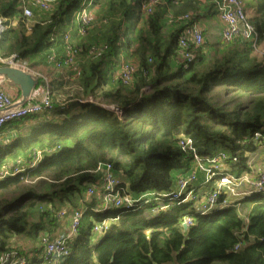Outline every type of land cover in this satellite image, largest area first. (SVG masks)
Instances as JSON below:
<instances>
[{
	"label": "trees",
	"instance_id": "trees-1",
	"mask_svg": "<svg viewBox=\"0 0 264 264\" xmlns=\"http://www.w3.org/2000/svg\"><path fill=\"white\" fill-rule=\"evenodd\" d=\"M83 1L57 0L48 17L26 20L19 0H0L6 27L0 56L31 66L48 63L51 53L63 51V30ZM144 2L112 0L106 7L101 41L79 52L86 57L94 51L77 67L81 98L65 99L60 109L54 100L53 110L12 122L13 133L0 142V166L17 158L28 165L43 150L35 167L0 181V255L14 251L25 264H264L263 192L208 215L192 210L186 231L183 211L193 203L161 197L188 167L181 140L189 139L200 157L223 152L237 158L231 163L240 171L263 146L264 0H252L246 17L257 34L256 50L241 41H203L192 63L177 49L181 23H169L167 15H196L200 2L165 0L151 14L140 11ZM102 4L93 0L89 14ZM128 61L136 72L124 85L118 71ZM107 164L135 199L131 208L100 212L95 201L89 203L66 256L45 261L44 248L23 256L13 246L15 237L38 245L57 237L58 220L49 210L74 204L88 186L100 184V168ZM161 207L166 209L152 212ZM104 219L115 221L93 234V225Z\"/></svg>",
	"mask_w": 264,
	"mask_h": 264
},
{
	"label": "built area",
	"instance_id": "built-area-1",
	"mask_svg": "<svg viewBox=\"0 0 264 264\" xmlns=\"http://www.w3.org/2000/svg\"><path fill=\"white\" fill-rule=\"evenodd\" d=\"M57 0H19L23 19L32 18L30 5L46 13L51 10ZM93 0H84L81 6L72 14V20L65 27L62 33L63 51L61 55L51 53L47 59L48 63L60 71L62 69H76L83 64L94 51L91 50L88 56L82 60L79 59V52L72 45L74 34L83 35L84 28L91 21L89 8ZM201 2H210L217 12L218 18L223 24L221 31V40L225 43L241 41L249 43L253 49H257V34L254 27L247 21L245 15V5L243 0H198ZM165 0H146L141 6L140 11L145 14H151L155 6L163 4ZM169 23H181L182 29L177 37V49L181 58L187 63L195 60L194 50L203 44V31L198 26L191 14L175 16L171 12L167 15ZM4 20L0 19V33L5 30ZM264 55V49L261 50ZM0 64L11 68L19 69L43 79V88L40 96L34 100L33 97L21 106H13L14 100L9 94L4 92L0 86V132L9 124L15 121L25 119L29 116L39 115L45 111L54 109L53 101L57 103V109H60L65 98L58 97L51 89L50 82L36 72L27 62L18 59L16 56L3 58L0 56ZM136 72V65L133 62H124L118 71V78L124 85H130ZM80 91V88H77ZM259 134H254L257 140ZM182 152L189 158L188 167L180 172L173 186L171 193L163 194L161 197L168 202H174L177 205L195 203L197 208L195 213L199 215H208L215 211L228 207L229 197L244 195L241 193L244 187H253L261 190L264 188V168L258 174L251 176L241 175L233 176L228 171V164L236 162L237 158L229 157L223 152H218L212 157H200L189 139L179 142ZM43 150H37L33 156V161L28 165L23 164L20 158H17L11 164L4 163L0 166V181L7 177H14L24 173L27 169L33 168L40 161ZM102 172L101 183L91 185L86 188L83 195L74 203L67 204L61 209H50V214L57 220L70 217V235L64 239L45 238L43 240V254L45 261L53 257L66 256L69 252L67 241L76 235L80 219L92 201H95L94 211H106L108 209H128L133 206L135 199L126 194L121 188L119 177L113 172L111 165L107 164L100 168ZM200 175L203 176L204 184H212L209 193L196 194L195 183ZM237 203V202H236ZM164 210L166 207L155 208L152 212ZM113 219H104L95 223L91 232L95 235L105 233ZM187 228L192 225V217L184 215L181 220V226ZM14 251H7L0 255V264L12 262L14 264H24L22 259L16 258Z\"/></svg>",
	"mask_w": 264,
	"mask_h": 264
},
{
	"label": "rangeland",
	"instance_id": "rangeland-1",
	"mask_svg": "<svg viewBox=\"0 0 264 264\" xmlns=\"http://www.w3.org/2000/svg\"><path fill=\"white\" fill-rule=\"evenodd\" d=\"M112 0H100V4H102L101 8L96 12V10L94 11V16H95V21L94 23L89 27L87 32H84L83 35H78L76 37H73L72 39V45L74 48H76L78 51H81V49L85 46H95L98 45L99 42L101 41V34H102V24H100V20L102 18H100L102 15H106L107 12L106 11V7L109 6V3ZM248 3H250V0H248ZM246 8V6H245ZM33 9V7L31 8ZM245 11V15L246 17L248 16V10H244ZM105 12V13H104ZM214 12L216 13L215 15H217L216 10L214 9ZM44 14V17H48V15L46 13H42ZM34 16V12L32 10V18L33 19ZM218 16V15H217ZM29 23V22H28ZM30 24V23H29ZM203 40L205 42L204 36H203ZM214 41V40H213ZM222 42V41H221ZM209 45L213 46L215 45V43H208ZM83 52V49H82ZM83 55L79 54L78 60L79 59H83ZM129 58V57H128ZM129 59H132V57H130ZM81 68V67H80ZM79 70L81 71V69H67V70H60L58 71L59 75H64L65 76V81H62L61 85H64V92H68V96L65 98L66 100L68 98H70L71 96L78 98H81V92L77 89L78 85H79ZM37 72V71H36ZM75 75L78 77H75ZM115 76H117L115 74ZM69 78V79H68ZM37 81V87L39 86V79L35 78ZM64 83V84H63ZM62 88V87H61ZM106 89H109L106 87ZM42 114V113H41ZM23 120V119H22ZM11 124L7 125L6 127L10 126ZM4 130V129H3ZM8 133H13L12 127H9L7 130H5L3 132V134L0 135V142L9 135ZM250 142H252V139L249 140ZM264 143V142H263ZM263 146L259 148V150L257 151V154H254V156H252L250 163L248 164V169L247 170H238L237 167L232 166L234 163H229L228 164V171L230 172V174H232L235 177L241 176V175H247V176H251L253 177V175L258 174L259 171H262L264 168V144H262ZM257 155V156H256ZM13 162L12 159L8 160V164H11ZM212 184H204L203 183V176L200 175L198 181L195 183V188H196V194H201V193H209L212 189ZM241 193H244V195H238V196H230L229 197V202L230 204H234V203H240L242 202L246 197L250 196L251 194L254 193H258V192H263L264 193V188H262L261 190L257 189V188H253V187H244L242 189V191H240ZM191 204V203H190ZM197 208V204H193V206H189L186 210L183 211V215H187L188 213H190L192 210L196 211ZM69 218L68 216L66 218L60 219L57 221V224L59 225V228H57V237L58 238H64L65 235L68 236L70 235V222H68ZM111 223V222H110ZM68 227V229H67ZM55 237V238H57ZM74 237V236H73ZM95 236H93L94 239ZM101 237V236H100ZM98 237V239L100 238ZM101 239V238H100ZM13 246L16 247V249L18 251H22L23 256L27 255H36L35 251H37V249L42 248L43 249V240L41 242L40 245H38L37 243L32 242L31 239H28L25 236H20L17 237L13 240ZM43 254V253H42ZM19 259H22L24 264H25V259L24 257H18ZM18 261V260H17ZM16 261V262H17ZM15 262V263H16ZM14 263V264H15ZM12 264V263H11Z\"/></svg>",
	"mask_w": 264,
	"mask_h": 264
},
{
	"label": "crops",
	"instance_id": "crops-1",
	"mask_svg": "<svg viewBox=\"0 0 264 264\" xmlns=\"http://www.w3.org/2000/svg\"><path fill=\"white\" fill-rule=\"evenodd\" d=\"M198 1V0H196ZM244 1V5L246 6V10H248V13L251 15L253 10H254V3L252 2V0H250V3H248V0H243ZM200 2L199 5V10L197 12L196 15L191 14L194 18V20L197 22L198 26L201 28V30L203 31V36L205 39L206 43H220L221 40V31L223 29V24L221 23V21L219 20L218 16L215 15L216 13L214 12V8L213 5L208 1V2ZM176 4V2H171L169 4L170 8H173L172 5ZM30 7L33 9L34 12V16L33 19L34 20H41L44 19V12L40 11L38 8L30 5ZM96 10L97 12V8L95 9H90V16L91 18L94 16V11ZM248 14V15H249ZM95 18V17H94ZM77 35L74 34V37H76ZM77 38V37H76ZM214 40V41H213ZM262 48H264V43L261 45ZM54 54H58L61 55L62 52H53ZM31 66V64H29ZM2 67H8V66H4L0 64V68ZM35 71H37L43 78H45L47 81L50 82L51 85V89L53 91V93L55 95H57L58 97H62V98H66L68 96V92H64V85L62 84V81H65V76L64 75H59L58 70H56L53 67V64L51 63H37L36 65L31 66ZM75 77H77L75 75ZM37 79H39L38 77H36ZM69 79V78H68ZM43 79H39V86L35 87V92L32 94V97L35 99H37L42 91L43 88ZM64 84V83H63ZM0 86L2 88V90L4 92H6L7 94L10 95V97L14 100V101H18L22 98V93L20 90V87L15 85L14 83H12L9 79L5 78V77H0ZM62 87V88H61ZM10 126L5 127L4 131L7 130ZM264 165V163H263ZM68 218H70L68 216ZM69 222V220H68ZM68 229V227H67ZM66 236V235H65ZM17 238V237H15ZM14 238V239H15ZM13 239V240H14ZM13 242V241H12ZM14 244V243H13Z\"/></svg>",
	"mask_w": 264,
	"mask_h": 264
},
{
	"label": "water",
	"instance_id": "water-1",
	"mask_svg": "<svg viewBox=\"0 0 264 264\" xmlns=\"http://www.w3.org/2000/svg\"><path fill=\"white\" fill-rule=\"evenodd\" d=\"M0 38H1V33H0ZM1 76L9 79L12 83L20 87L22 98L18 101H15L13 106L17 107L24 105L31 99L32 94L35 92L34 89L37 86L35 75L11 67H2L0 68V77ZM182 229L183 231H186L187 227L183 225Z\"/></svg>",
	"mask_w": 264,
	"mask_h": 264
}]
</instances>
